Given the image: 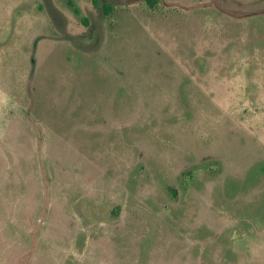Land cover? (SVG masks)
Returning <instances> with one entry per match:
<instances>
[{
  "label": "rangeland",
  "instance_id": "obj_1",
  "mask_svg": "<svg viewBox=\"0 0 264 264\" xmlns=\"http://www.w3.org/2000/svg\"><path fill=\"white\" fill-rule=\"evenodd\" d=\"M0 264H264V0H0Z\"/></svg>",
  "mask_w": 264,
  "mask_h": 264
},
{
  "label": "trees",
  "instance_id": "obj_2",
  "mask_svg": "<svg viewBox=\"0 0 264 264\" xmlns=\"http://www.w3.org/2000/svg\"><path fill=\"white\" fill-rule=\"evenodd\" d=\"M95 2L98 1V0H94ZM70 6L72 7L73 11L76 13V14H79V8L77 6H75L71 1H68ZM102 8L107 11L111 8V6L108 4V3H103L102 4ZM81 19L84 21V23H87V18L85 16H82Z\"/></svg>",
  "mask_w": 264,
  "mask_h": 264
}]
</instances>
